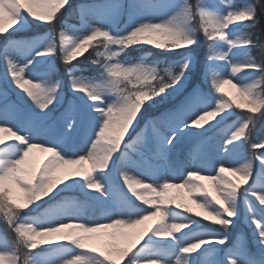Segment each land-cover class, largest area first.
I'll return each instance as SVG.
<instances>
[{
  "label": "snow or ice",
  "instance_id": "6c2138e0",
  "mask_svg": "<svg viewBox=\"0 0 264 264\" xmlns=\"http://www.w3.org/2000/svg\"><path fill=\"white\" fill-rule=\"evenodd\" d=\"M69 6L70 0H0V38L5 41L0 60L6 65L8 78L0 85V132L11 137H0V212L16 234L15 246L0 243V264H19L21 254L24 264H41L43 255L33 250L56 244L72 251L51 258L54 264H207L202 257L210 253L218 257L214 264H264V152H253L249 157L242 151L250 126L264 118V60L249 55L238 61L237 55L250 54L258 42L252 31L237 34L231 27L243 24L245 29L254 30L264 22V0H247L244 7H238L235 0H199L195 4L190 0H129L126 6L121 0H96L73 9L82 22L76 30L81 34L74 37L68 35L66 22L60 24L58 33L53 22L57 13ZM165 12L166 16L162 14ZM124 14L127 23L119 28ZM89 17H94L98 26L89 25ZM32 21L51 28L15 38V33ZM201 40L208 42L202 77L203 83L210 85L207 90L200 83L190 85L196 63L192 53ZM93 41L98 46L91 63L98 74L84 76L75 62L88 52ZM141 46L179 58L165 68L159 66L164 61L145 58L126 63L123 57L127 50ZM13 52H20L23 59L17 62ZM57 59L73 92L85 94L79 103L70 101L55 118L64 122L65 133L81 128L84 142L90 143V148L71 155L61 150L64 135L56 131L47 135L49 122L56 126L53 113L63 96ZM221 61L230 66L233 77L243 71L252 77L258 73L259 79L233 83L216 71ZM40 65L47 68L38 71ZM228 84L237 89V95L225 91ZM27 101L34 109L24 107ZM161 105L167 107L158 116L145 115L148 109ZM233 108L247 109V114L232 123L228 134L215 145V149L222 148V158L194 160L178 183L163 174L161 165L152 163L153 158L168 160L181 133L194 127L207 130L210 125H225L239 114ZM141 137L142 147L151 155L137 148L133 154L136 159L129 150ZM258 146H264V138L251 143L253 149ZM13 147L17 152H11ZM37 148L50 155L39 161L30 159ZM85 162L90 167L83 176L79 170L64 168ZM132 167H142L141 174L148 180L129 175ZM113 170L131 196L120 206L104 208L99 218L79 215L72 201L38 211L41 200L47 202L61 185L72 187L70 181H82V189L98 192L94 199H107ZM204 180L212 182L211 188ZM173 187L186 189L203 213L176 203L177 197L169 193ZM241 197L254 248L247 236L229 244ZM29 209L36 216L21 218ZM154 218V225L146 223ZM202 221L222 231H191ZM186 229L189 231H182ZM93 240L101 241L102 246L91 244Z\"/></svg>",
  "mask_w": 264,
  "mask_h": 264
},
{
  "label": "rangeland",
  "instance_id": "374dc122",
  "mask_svg": "<svg viewBox=\"0 0 264 264\" xmlns=\"http://www.w3.org/2000/svg\"><path fill=\"white\" fill-rule=\"evenodd\" d=\"M93 2H96L93 1ZM199 0H197L196 3H198ZM227 2H231V0H226ZM247 0H235V4L238 7H244L246 6ZM92 3V2H89ZM121 3L123 5H127L129 3V0H121ZM163 15H167V13H162ZM159 18V15L157 16ZM35 22V21H32ZM32 22L29 24V26L25 29L22 30H28L32 24ZM37 23V22H36ZM127 23V15L124 14L120 17L119 24L117 27L123 28L125 24ZM88 24L91 25L92 27L98 26V21L94 17H89L88 19ZM70 26V30L68 31V35L70 36H77L80 35L81 33L76 31L77 29H80L82 27V22L79 25H75L73 23L68 24ZM233 28V31H237V34H240L242 31H247V29L244 28V25H233L231 26ZM21 30V31H22ZM50 30V29H49ZM49 30H46L44 32H47ZM43 33V32H39ZM58 33V32H57ZM15 38L20 39V36H15ZM255 38H258L255 35ZM95 41H93L94 43ZM3 43V42H1ZM207 41L201 40L199 47L195 48V51L192 53L196 63L194 64L193 68L191 69V77H190V85L195 86L196 83H200L202 88L207 90L210 85L207 83H203V66L198 65V59H201V56L206 59V45ZM260 49L263 52L262 54V59H264V35L260 37ZM2 47V46H0ZM142 47V46H141ZM104 50V49H103ZM102 50V51H103ZM14 55L17 59V62L23 59V56L20 52H13L11 53ZM249 55L252 59H255L254 55L251 53H241L237 55L236 59L243 60L249 58ZM142 58L147 59L148 61H157L154 59H151L148 55H144ZM256 60V59H255ZM139 61V60H138ZM136 62V61H134ZM131 63V62H130ZM161 65V64H160ZM159 65V66H160ZM204 65V63H203ZM42 66L41 68H38V71H44L47 68V65H40ZM168 65H165L167 67ZM198 66V67H197ZM197 69H200L199 72ZM216 71L219 72L223 77L233 79V83H236L238 80L242 82H252V79H259V74L257 73L254 77L251 75H248L246 73H243V71L239 74H236L235 77H233L231 73L230 66L226 64V62H218ZM200 73V74H199ZM27 75V74H26ZM7 77H6V65L3 63L2 60H0V85H4L7 82ZM62 79L64 82V87L71 93L68 97L65 96V92L63 90V96L62 100L58 102L57 106H55V112L53 113V119L59 117V115L64 112V110L68 107L70 101H76L77 103L80 102V97L84 96V93H74L71 85L68 82L67 76H65V79ZM225 91L231 93L232 95H237V89L232 86V84L225 85ZM213 94L218 95L214 93ZM15 99V97L13 96ZM26 99V98H25ZM23 106V104L21 105ZM25 108H33L34 106L31 104V101H27V103L24 105ZM167 107V105H161L156 109H148L145 115H156L158 116L161 111L164 110V108ZM232 111L238 112L239 114L230 117V119L226 122L225 125H220L219 127H212L211 125L207 130L201 129L197 130L195 127L190 131L189 134L183 135L181 138H178V141L175 143V147L171 150L168 160L166 162L164 161H158L155 158L152 159V163L161 165L164 170L163 174L167 177H172L174 183H178L183 179V173L187 168L192 167V162L194 160L200 159L202 157L208 156L209 161H215L219 158H222L224 156L223 150L221 149H215V145L217 142L225 137L228 132L229 128L232 123H234L237 119H239L241 116L247 114V109L243 110H238L233 108ZM83 111L81 113V118H83ZM256 115H259L257 113ZM264 118H261L257 120L256 125L250 126V135L248 141L243 145L242 151L246 153L249 157L253 155V152H255L257 155H259L261 152H264V146H258L256 149H253L251 147V139L255 137L252 133V130L254 129H260L262 128L261 122L263 121ZM51 127L49 128L47 135H53L56 131L57 134H61L65 136V142L61 146V150L68 154L71 155L73 152H78V151H85L87 148H90V143H85L84 139L82 138L81 134V128H77L76 131L74 132H69L65 133L64 132V122L55 119L56 126L54 122H49ZM141 129L144 128V121L141 120ZM18 127L20 126L19 124L17 125ZM204 127H207V125H204ZM140 130L138 129V132ZM8 134V133H7ZM3 137L4 133L0 132V137ZM9 136V135H8ZM262 138H264V133H261L259 137H255L254 141H259ZM9 139L11 137L9 136ZM8 139V140H9ZM132 139L136 140L137 137L136 135H132ZM126 142L130 143L131 141L127 140L126 137ZM253 142V141H252ZM143 143V137L140 138V140L137 141V145L132 149L129 150V155H133L136 152V149L139 148L140 151H143L146 156L151 155L147 150H145L142 147ZM11 152L15 153L17 152L16 148H12ZM81 154H83L81 152ZM50 153H46L42 151L40 148L34 149L33 153L30 156V159H35L37 161L43 160L45 157L49 156ZM116 155H119L117 153ZM133 158L138 159V156L133 155ZM258 165V161L254 164V167ZM84 165H65L64 168L68 170H77L79 168L81 172V176L84 174ZM228 165L225 164V167ZM129 175L131 176H136L139 179L148 180V177L145 175H142L141 173L144 171V169L141 168H136L132 167L128 169ZM61 175L63 174V171L60 173ZM206 174V173H205ZM70 184H73L72 187H67L65 185H61L55 192L52 193L54 195L55 193L61 192V191H66V194H63V198H60L59 200H56L54 202H51L50 204H44V200H41L39 202L40 207L38 209L39 212H43L45 209L48 208H53L55 209L57 206L64 205L66 202H74L77 205L78 208V214L81 216H84L88 219H97L101 215H103V209L104 208H115L117 206H120L124 203L125 198L131 196L130 190L126 188V186L123 184L122 180L120 179L118 173L113 170L110 177H109V191H110V196L107 199H94L95 196H98L99 193L96 192L95 190H88V189H82L80 185L83 183L80 181L77 183L76 181H70ZM204 184H206L209 188L212 186V182L209 180H204ZM251 183V181H250ZM139 191V189H138ZM170 195L180 197V198H185L187 200V203L190 204L195 211H199L203 213L202 209H199L196 207V205L192 202L191 198L188 196L187 190L183 188H178V187H173L169 190ZM51 195V196H52ZM49 196L48 198H50ZM47 198V199H48ZM134 198V197H133ZM251 199V198H250ZM143 206V205H141ZM35 208L36 205H33ZM237 207H238V212L239 215L236 219V221L233 224L232 229L230 230V241L235 242L239 238H242L243 236H247L248 238V243L250 247H255V245H250V229L245 222L244 216H245V208L246 205L244 203L243 197H241L237 201ZM37 213L33 212L32 209L25 210L21 214V218L25 216L29 217H35ZM169 223L173 222L171 220L168 221ZM178 222V221H177ZM148 225H154L155 223V218L151 219L146 222ZM108 231H113L112 229H109ZM182 231H189V230H182ZM191 231L198 232V231H222L220 228H210V227H196L194 226ZM0 234H3L0 236V243L3 244L4 247L8 246H15V241H16V234L7 226L6 218L4 217V214L0 212ZM147 239V238H146ZM91 244H94L96 246H102L101 241H90ZM230 246V245H229ZM218 248L224 249L226 246H217ZM71 248H65L62 247L60 244L56 245H51L49 246V249L39 252L43 255V259L41 260V264H54V260L51 259L53 257L59 258L61 256H65L67 254L71 253ZM222 254V253H221ZM218 257L215 254H208L206 256H203L202 259L207 262V264H214L215 260ZM19 264H24V256L21 254L19 258Z\"/></svg>",
  "mask_w": 264,
  "mask_h": 264
},
{
  "label": "trees",
  "instance_id": "16d2710c",
  "mask_svg": "<svg viewBox=\"0 0 264 264\" xmlns=\"http://www.w3.org/2000/svg\"><path fill=\"white\" fill-rule=\"evenodd\" d=\"M95 0H70V6L62 8L58 13H57V20L53 21L56 23V31L59 32L60 30V24L61 23H80V15L78 12H74L73 9L77 7V5L82 4V3H88V2H93ZM191 3L195 4L197 0H190ZM50 25H41L36 22H32L31 27L28 30H22L19 32L15 33V36H20L21 38H26L32 35H35L39 32H44L48 29H50ZM248 30V29H247ZM253 32V39L254 41H257V46L252 49V54L254 55L255 59L257 61L264 60L262 59V54L263 52L260 49L261 43H260V37L264 35V22L258 23L256 28L254 30H248ZM255 35L258 38H255ZM0 42H5L3 38H0ZM98 46V42L93 43V46L88 49V52L85 53L78 61L75 62L76 66L79 68L80 72L82 75H95L98 74V69L95 65L91 63L93 59H95L94 56V50ZM100 51L102 50V47L99 49ZM146 52H151V55H148L151 59L157 60V61H164L165 64H169L171 61L178 59L179 57L176 56L175 54L172 53H160L154 48H146V47H137V48H129L127 52L124 54L123 59L125 62H133L136 60H139L142 58L144 55H146ZM205 62L204 57L201 56V59H198V65L203 66V63ZM56 73L60 77H64L67 73L65 72L62 63L60 62L59 59L56 60ZM161 68L164 67L163 64L160 65ZM198 67V66H197ZM198 72L200 69H197ZM200 74V73H199ZM262 128L260 129H254L252 130L253 135L256 137L261 133H264V119L261 122ZM253 137L252 139H254ZM251 139V141H252ZM61 196H56L54 200L60 198ZM176 203L179 204H185L187 206H190L184 198H179L176 200ZM191 207V206H190ZM187 215V213H184ZM199 226H206L210 228H218L216 225H209L205 222H201ZM2 235V234H0ZM251 236V235H250ZM250 244L254 245L252 243L251 237H250ZM45 248H47V245H41L37 249L33 250V252H41ZM142 251H145L142 249Z\"/></svg>",
  "mask_w": 264,
  "mask_h": 264
},
{
  "label": "bare ground",
  "instance_id": "6f19581e",
  "mask_svg": "<svg viewBox=\"0 0 264 264\" xmlns=\"http://www.w3.org/2000/svg\"><path fill=\"white\" fill-rule=\"evenodd\" d=\"M4 133V135H3V138L5 139V140H8L9 139V136H8V134L6 133V132H3ZM190 132H188V133H181L180 135H181V138L183 137V135H187V134H189ZM1 137H2V135H1ZM180 137V136H179ZM178 137V138H179ZM84 166V171H86L90 166L87 164V162H85L84 164H83ZM77 170H79V168L77 169ZM80 171V170H79Z\"/></svg>",
  "mask_w": 264,
  "mask_h": 264
}]
</instances>
